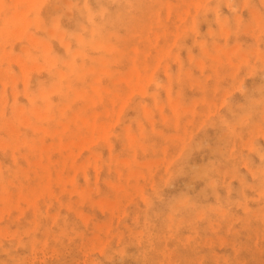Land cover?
Segmentation results:
<instances>
[{"label": "rangeland", "instance_id": "rangeland-1", "mask_svg": "<svg viewBox=\"0 0 264 264\" xmlns=\"http://www.w3.org/2000/svg\"><path fill=\"white\" fill-rule=\"evenodd\" d=\"M15 1L0 264H264V0Z\"/></svg>", "mask_w": 264, "mask_h": 264}, {"label": "bare ground", "instance_id": "bare-ground-1", "mask_svg": "<svg viewBox=\"0 0 264 264\" xmlns=\"http://www.w3.org/2000/svg\"><path fill=\"white\" fill-rule=\"evenodd\" d=\"M14 1H15V0H14ZM16 1H17V0H16ZM16 1H15V3H16ZM27 1H28V0H27ZM33 1H34V0H32V2H31V1H29V2L33 3ZM1 2H2V4H3V1H1ZM29 2H28V4L31 5L30 8L32 9L33 6H32V4L29 3ZM15 3H14V4H15ZM9 5H10V4H9ZM9 5H8V6H9ZM2 6H3V5H2ZM28 7H29V5H28ZM30 8H28L29 11H30ZM17 9H18V8H17ZM22 9H23V8H22ZM86 9H87V8H86ZM23 10H24V9H23ZM28 10H27V11L25 10V11H26V12H29ZM16 13H18L17 15L19 16V13L22 14L23 12H17V11H16ZM24 13H25V12H24ZM14 14H15V13H14ZM14 14H13V15H14ZM15 15H16V14H15ZM17 15H16V16H17ZM22 15L24 16V14H22ZM27 15H28V13L25 14V17H26ZM25 17L23 18L24 23H27L28 25H30V24L28 23V21L30 20L29 22H31V19L28 20V19H26V18H28V17H26V18H25ZM38 19H39V18H38ZM38 19H36V23H37V20H38ZM6 20H7V19H6ZM20 20H21V19H20ZM24 23H23V24H24ZM40 23H41V22H40ZM27 24H26V25H27ZM41 24H42V23H41ZM21 25H22V24H21ZM55 25H56V24H55ZM57 26H58V25H57ZM19 27H23V26H19ZM19 27H18V28H19ZM15 28L17 29V27H15ZM15 28H14V29H15ZM24 28H27V26L25 27V25H24ZM43 28H45V27H43ZM0 29L3 30V31H5V32H7V29H6V28H2V27H1ZM5 29H6V30H5ZM20 29H21V28H20ZM21 30H22V29H21ZM76 30H77V29H76ZM3 31H2V32L0 31V32L3 33ZM12 31H13V30H12ZM19 31H20V30H19ZM19 31H18V32H19ZM77 31H78V30H77ZM79 31H80V30H79ZM5 32H4V33H5ZM1 33H0V34H1ZM10 33H12V32L10 31L9 34H10ZM6 34H8V33H6ZM9 34H8V35H9ZM14 34L16 35V34H17V31H14L13 34H12V35L10 34V35L14 38ZM62 34H63V31H62ZM74 34H75V33H74ZM8 35H7V37H9ZM78 35H80V34H78ZM0 36H1V35H0ZM2 36L4 37V35H2ZM11 36H10V37H11ZM80 36H81V35H80ZM3 37H2V38H3ZM10 37H9V38H10ZM18 37L20 38V36L18 35L16 40H18ZM4 38H5V37H4ZM61 38H62V37H61ZM80 38H82V37H80ZM3 40H4V39H2V42H3ZM12 40H13V39H12ZM12 40H10L9 42L11 43ZM14 40H15V38H14ZM16 40H15V41H16ZM4 42L6 43L7 41H4ZM9 42H7V44H8ZM63 42H64V41H63ZM5 43H3V44H5ZM47 43H48V42H47ZM1 44H2V43H1ZM3 44H2V45H3ZM12 44H13V43H11V45H12ZM49 44H50V43H49ZM49 44H46L45 46H46L47 48H49L48 50L50 51V47H48ZM12 46H13V45H12ZM4 47H5V46H4ZM4 47H3V48H4ZM35 47H36V46H35ZM47 48H46V49H47ZM34 49H37V48H34ZM46 49H45V50H46ZM68 49H69V48H68ZM5 50H6V49H4V52H3L4 54L6 53ZM9 50H10V49H9ZM46 51H47V50H46ZM76 51L78 52V50H76ZM76 51H75V52H76ZM75 52H73V53H75ZM27 53H28V52H27ZM29 53H30V51H29ZM29 53H28V54H29ZM31 53H32V52H31ZM4 54H2V52H1V55H4ZM44 54H45V55H48V54H46V53H44ZM7 55H8L7 53L4 55L5 58L7 57ZM29 55H30V54H29ZM26 56H28V55H26ZM30 56H31V55H30ZM43 56H44V55H43ZM43 56H42V57H43ZM55 56H56V55H55ZM55 56H54V57H53V56L50 57V56L48 55L50 61H51V59H54V60H55V58H56ZM33 57H34V56H33ZM45 57H46V56H45ZM45 57H44V58H45ZM2 58H4V57H2ZM72 58H73V57H72ZM3 60H4V59H3ZM46 60H47V59H46ZM46 60H45V62H46ZM2 62H3V61H2ZM38 62H39V61H38ZM54 62H55V61H54ZM54 62H53V63H54ZM66 62H68V61H66ZM70 62H72V61H70ZM0 63H1V61H0ZM54 64H55V63H54ZM41 65H43V63H41ZM68 66H69V65H68ZM92 68H93V67H92ZM47 69H48V68H47ZM0 73H1V72H0ZM63 75H64V72H62L61 77H62ZM0 77H1V76H0ZM4 77H5V76H4ZM0 79H1V78H0ZM2 79H4V78H2ZM5 79H6V78H5ZM5 79H4V80H5ZM67 80H68V79H67ZM1 82H2V81H1ZM6 82H7V81H6ZM2 83H4V81H3ZM4 86H5V84L3 85V87H4ZM54 87H56V85H54ZM56 88H57V87H56ZM50 90H55V88H54V89H50V88H49L48 91H50ZM48 91H47V93H48ZM41 92H42V91H41ZM33 93H34V92H33ZM50 93H51V92H50ZM44 94H45V93H44ZM29 96H30V95H29ZM33 96L35 97V95H32L31 98H32ZM34 97H33V98H34ZM29 98H30V97H29ZM34 99H35V98H34ZM29 100H31V99H29ZM31 102H32V101H31ZM47 102L49 103L48 100H47ZM32 103H33V102H32ZM48 103H47V104H48ZM37 105H38V104H37ZM37 105H36V106H37ZM46 108H47V107H46ZM35 109H36V110H39L38 107L35 108ZM35 109H34V110H35ZM46 110H47V109H46ZM36 113L38 114V111H37ZM42 113H43V112L40 113V110H39V114L42 115ZM45 113H46V111H44L43 115H44ZM15 115H16V114H15ZM40 115H39V116H40ZM16 116H17V115H16ZM26 116H27V115H26ZM44 116H45V115H44ZM27 117H28V116H27ZM29 117H30V116H29ZM17 118H18V117H17ZM12 123H13V122H12ZM28 123H29V121H28ZM25 142H27V141L25 140ZM27 143H28V142H27ZM60 144H62V143H60ZM60 144H59V146H60ZM75 145H76V144H75ZM78 145H79V144H77L76 146H78ZM28 146H30V144H29ZM64 146H65V145H64ZM66 146H67V145H66ZM31 148H32V147H31ZM79 153H80V152H79ZM75 154L77 155L78 153H75ZM69 155H70V154H69ZM49 158H50V157H49ZM73 158H74V157H73ZM66 162H67V160H66ZM38 163H39V162H38ZM64 163H65V162H64ZM73 163H74V162H73ZM65 164H66V163H65ZM65 164H64V165H65ZM44 165H45V164H44ZM68 165H69V164H68ZM73 165H74V164H73ZM73 165L70 163L71 168H73V167H72ZM63 167H64V166H63ZM44 168H47V166L44 167ZM63 170H64V168H63ZM49 172H50V171H49ZM62 172H63V171H62ZM57 175H58V174H57ZM45 176H46V175H45ZM58 176H62V175H58ZM48 177H49V176H48ZM58 178H59V177H58ZM67 178H69V177L66 176V180H67V182H69ZM62 179H64V178H62ZM69 180H71V178H69ZM48 181H49V180H48ZM62 181H63V180H62ZM46 183H47V182H46ZM70 183H71V182H70ZM47 184L49 185V182H48ZM64 184H66V182H64ZM71 184H73V182H72ZM45 185H46V184H45ZM61 188H63V187H61ZM3 196H4V194H3ZM0 198H2V197H0ZM10 200H11V199H10ZM2 201H3V199H2ZM8 201H9V199H8ZM11 201H14V200H11ZM18 201H21V200H18ZM6 202H7V201H6ZM9 202H10V201H9ZM9 202H8V203H9ZM22 202H24V201H22ZM2 203L4 204V202H2ZM15 205H16V204H15ZM20 206H21V205H20ZM20 206H19V207H20ZM1 207H2V206H1ZM19 207H17V208L19 209ZM4 208L6 209V207H4ZM20 208H22V206H21ZM18 209H17V210H18ZM3 210H4V209H3ZM3 210L1 211L2 213H3ZM11 210H12V209H11ZM19 210H20V209H19ZM19 210H18V211H19ZM20 211H22V210H20ZM1 212H0V213H1ZM4 212L6 213L7 211H4ZM9 213H10V211H9ZM0 215H1V214H0ZM2 215H4V214H2ZM1 217H2V216H1Z\"/></svg>", "mask_w": 264, "mask_h": 264}]
</instances>
